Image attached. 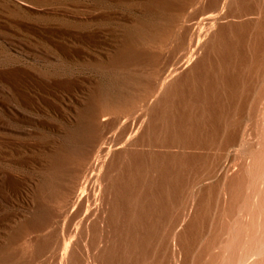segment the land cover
<instances>
[{
	"label": "bare ground",
	"instance_id": "1",
	"mask_svg": "<svg viewBox=\"0 0 264 264\" xmlns=\"http://www.w3.org/2000/svg\"><path fill=\"white\" fill-rule=\"evenodd\" d=\"M187 5L197 19L187 30L191 50L171 70L178 77L162 82L189 86L190 106L182 92L173 135L155 143L153 110L143 123L119 122L116 102L98 99L79 160L60 174V155L42 186L40 215L18 229L24 237L52 217L42 251L55 264H105L113 254L127 264H264V0H180L177 21ZM140 130L143 249L131 255L115 218L113 178Z\"/></svg>",
	"mask_w": 264,
	"mask_h": 264
},
{
	"label": "rangeland",
	"instance_id": "2",
	"mask_svg": "<svg viewBox=\"0 0 264 264\" xmlns=\"http://www.w3.org/2000/svg\"><path fill=\"white\" fill-rule=\"evenodd\" d=\"M179 2L0 0V264H55L51 252L42 251L55 231L52 217L31 226L29 235L19 238L17 231L40 215L41 189L60 155H66L60 174L79 160L98 99L116 102L119 122L141 123L153 110L155 143L173 135L182 92L190 106L189 86L174 81L165 89L162 82L178 77L171 70L188 58L187 30L197 21L189 5L177 21ZM140 133L133 134L137 144L121 154L113 178L115 218L120 236L131 240V255L143 249ZM31 235L36 238L29 242ZM119 259L113 254L105 264H127Z\"/></svg>",
	"mask_w": 264,
	"mask_h": 264
}]
</instances>
